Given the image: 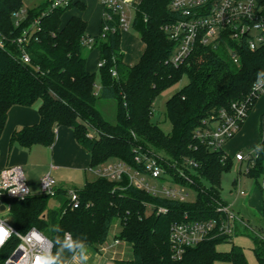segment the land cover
I'll use <instances>...</instances> for the list:
<instances>
[{"label": "trees", "instance_id": "1", "mask_svg": "<svg viewBox=\"0 0 264 264\" xmlns=\"http://www.w3.org/2000/svg\"><path fill=\"white\" fill-rule=\"evenodd\" d=\"M24 1L0 0V32L7 42L4 48L0 47V139L12 107H30L40 101V122L16 132L13 143L25 148L51 147L56 127H69L77 143L90 153V167L116 160L134 165L137 153L161 155L170 174L174 175L175 168H183L192 175L193 183L188 186L197 198L194 203H181L137 190L129 186L128 180L114 183L95 177L84 188L77 189L81 206L76 210L68 204L67 190L63 189L55 197L39 195L12 201L13 227L21 233L37 228L54 243V254L62 247L65 232L71 233L73 240L85 239L87 250L98 249L119 222L121 233L117 239L130 245L133 257L116 264H215L217 261L248 264L240 247L233 246L229 252L217 250L218 245L231 241L233 236L215 234L187 249L179 261L172 258L169 238L175 223L219 218L217 209L225 203L221 197V177L234 162L230 158L224 160L223 152H211L201 145L194 132L204 121H212L221 110L230 108L233 102L249 96L258 81L257 74L264 71V43L254 52L245 46L240 48L238 64L230 56H222L220 51H226L223 48L199 47L186 65L175 68L169 63L175 44L164 31V26L177 18L170 10L172 0H141L133 26L144 44V54L137 65L129 66L124 62L122 32L118 27L102 38V20L99 36L88 46L83 41L92 37L88 23L77 15L63 21L71 9L86 10L80 0L52 11L47 4L29 10L25 21L17 27L13 15L23 9ZM38 18L40 31L35 32L29 43L20 45L18 39L24 30ZM109 26H117V20L109 22ZM86 50L99 52L102 80L99 93L96 74L87 68ZM23 53L28 55V63L22 61ZM112 70L117 72V77L112 76ZM185 76L188 84L167 102L166 115L172 132L166 134L153 121L154 104ZM99 99L117 102L115 123L106 120L100 112ZM256 102L253 101L249 113ZM189 163L194 165L193 169ZM248 167L247 175L261 186L264 151L258 156L255 152ZM52 198L59 207L47 211ZM158 208L167 211L159 213ZM260 230L258 236L251 237L257 262L264 264V228Z\"/></svg>", "mask_w": 264, "mask_h": 264}, {"label": "built area", "instance_id": "2", "mask_svg": "<svg viewBox=\"0 0 264 264\" xmlns=\"http://www.w3.org/2000/svg\"><path fill=\"white\" fill-rule=\"evenodd\" d=\"M74 0H56L52 2L49 10L67 8ZM139 3L128 0H101L103 9V35L115 31L118 27L121 32L129 29V13L137 12ZM170 10L177 18L164 26L168 38L175 44L174 52L169 63L175 68L186 65L189 58L199 47L219 50L225 49L230 58L239 63V51L247 47L250 51H256L264 43V0H172ZM28 11L21 10L13 15L17 27L27 18ZM117 20V26L110 28L109 22ZM41 19H35L28 29H25L22 37L18 39L20 45L27 44L34 37L36 31H40ZM88 46L95 43L91 37L83 40ZM6 38L0 32V47L6 46ZM25 63L29 62L27 54L21 57ZM113 77H117L115 70L111 71ZM264 97V82H256L249 96L245 99L233 102L228 109L221 110L213 120H206L202 127L194 132V138L206 146L211 152H223V159H232L224 152L225 145L232 140L241 130L247 119L250 107L254 100ZM255 156V151L249 153L239 152L233 160L239 164H246V174L249 172V162ZM251 164V167H253ZM189 165L194 167L192 163ZM51 166V169H54ZM193 169V168H192ZM240 173L242 170H239ZM88 172L95 177L104 178L114 183L128 184L137 190L146 191L154 197H160L181 203L188 202V184L193 183V178L183 169L175 168L174 175L170 174L163 164L161 155L137 153L134 165L123 161H112L103 166L89 167ZM194 173V172H193ZM186 182V183H183ZM153 182V183H152ZM237 195L246 196L241 190L240 179L235 180ZM20 187V191L13 193ZM41 196L55 197L57 195V183L49 172L40 180ZM194 191V190H193ZM31 196L26 177L21 167H7L0 171V209L5 207L0 214L11 209L12 201H23ZM68 204L72 210L81 206L80 196L75 188L67 189ZM235 202H225L218 209V219L207 221H183L172 225L170 230V248L174 260H182L187 249L196 247L210 239L215 234L220 236H233L239 225H244V220L234 209ZM151 206H148L150 208ZM164 208H158L157 212H166ZM7 226L14 230L7 244L0 248V264H15L24 254L17 249L24 242V235L32 230L41 233L37 228H30L27 232H18L9 218L0 217ZM246 226V225H245ZM65 239V237H64ZM73 240V238L71 237ZM30 242V240H29ZM120 243L115 239L114 245ZM40 250L54 252V243L45 236L44 244L38 246ZM109 246L101 245L99 254L106 253Z\"/></svg>", "mask_w": 264, "mask_h": 264}, {"label": "rangeland", "instance_id": "3", "mask_svg": "<svg viewBox=\"0 0 264 264\" xmlns=\"http://www.w3.org/2000/svg\"><path fill=\"white\" fill-rule=\"evenodd\" d=\"M56 0H25L24 7L22 10H34L39 8L42 5L47 4L48 7L51 6L52 2ZM77 9H71L64 16V22L66 19ZM79 16L86 18L88 22V31L90 34L97 36L100 34V26L102 21V5L101 0H93L89 1L88 8L85 11H79ZM135 12L129 13V29L128 31L122 32V49L125 50L126 53L132 54L134 56H139L140 53L143 52V46L139 47L140 37L136 30L134 29V21H135ZM141 48V50H140ZM222 56L229 57V53L226 51H220ZM85 54L88 57V63L98 67V59L96 51H88L86 50ZM136 56V57H137ZM96 92L99 93L102 88V80L99 68L96 69ZM189 82L187 76L183 78V80L172 88L163 92L154 104V115L153 121L160 125L161 129L169 134L172 132V126L167 119V102L172 96L180 92ZM257 104L254 106L253 110L249 113L247 119L244 122V132L242 136L237 137V135L230 140L226 144V148H229V152L235 154L236 152L249 153L254 150L253 143L256 144V139H259V145L264 140V128L262 130L261 124L264 126V97H260L257 100ZM98 109L103 114L106 120L111 123L116 122V114H117V102L114 100H102L98 101ZM263 117V118H262ZM254 136V137H253ZM246 164H243L242 171H239L238 163L234 162L233 167L222 174L221 177V197L224 202H235L234 209L239 214V216L243 217L244 225H239L237 231L233 235L231 241L227 243H222L218 245L217 250L220 252H229L233 246L240 247L246 257L248 264H258L257 259L255 257L253 248L254 242L252 240V235L258 236V233L261 231L260 229L264 228V179L262 180L261 186H259L256 181L248 176L245 172ZM25 172L27 184L30 189L31 196H39L41 194L40 190V180L39 178L34 176H30L27 171ZM34 174V173H33ZM93 174H91L90 179H93ZM240 179L241 190L246 193V196H243L235 201L237 190L235 180ZM153 183V182H152ZM82 187V186H78ZM188 202L194 203L197 198V194L193 190H189ZM59 207V203L56 199L52 198L47 207L48 210H54ZM10 210L0 214V217L11 219ZM246 225V226H245ZM121 226L119 222H116L112 227L109 238L105 243L106 246H110L116 238L120 236ZM122 247L125 248V243H122ZM57 249L54 254L58 252ZM94 252L93 248L87 250V254ZM72 253L67 249H64L60 255L61 261L70 260ZM129 256V257H128ZM127 258H132L133 253L131 255H126ZM215 264H232L227 261H217Z\"/></svg>", "mask_w": 264, "mask_h": 264}, {"label": "crops", "instance_id": "4", "mask_svg": "<svg viewBox=\"0 0 264 264\" xmlns=\"http://www.w3.org/2000/svg\"><path fill=\"white\" fill-rule=\"evenodd\" d=\"M80 1L86 5V9H87L89 1L91 2L93 0H80ZM128 1L134 3L141 2V0H128ZM78 12L79 11L77 10L74 12V14L71 15L79 16ZM79 17L86 21V18H83L81 16ZM102 20H103V9H102ZM89 35H91L94 38L99 36V35L94 36L90 33ZM141 44L143 46V52L140 53L139 56H137L138 55L137 54L136 55L137 57L132 54L126 53L125 50L122 49V45H121V50L124 53V62L127 65L135 66L140 62L144 54V48H145L143 42L140 39L139 47L141 46ZM93 51H96L97 59H99V52L97 50H93ZM87 68L91 73L96 74L95 71L97 68H99V65L97 67L87 62ZM40 107H41V102L38 101L30 107L14 106L9 110L5 129L0 139V171L7 167H21L23 172L27 171V173L30 176L35 175V177L39 178V180H41V178L44 175L50 172L57 183L58 190L60 189L67 190L69 188H75V189L84 188L86 183L92 181L95 178V176H93V179H90L91 174L88 172V169L91 163V155L77 143L73 129L65 126H57L55 129V134H56L55 142L51 147L36 145L33 146L32 148H25L21 146L19 143L12 142V136L16 132L21 131L25 127L35 126L40 122V114H39ZM263 115L264 114H262L261 116ZM245 128L243 125L240 132L237 134V137H239V135L240 137L242 136ZM255 139H256L255 142L256 144L253 143L252 146L254 147V149L259 145V139L257 140L256 137ZM226 147H224V152L228 156H230L233 160L234 156L237 153H239V151L236 152L235 154H232L229 152V148ZM233 162L235 161L233 160ZM238 165H239V170H242L243 164L238 163ZM51 166H54L55 168L51 169ZM78 186H82V187H78ZM238 199H235V201ZM123 242L124 241H120L118 245H114L113 242L109 246L107 252L103 254H99L100 247L98 249H93L94 252L88 254L89 259L87 261V264H116L117 261L132 259L126 257L127 254L131 255L132 249L130 245L124 242L126 247L123 248L122 247Z\"/></svg>", "mask_w": 264, "mask_h": 264}, {"label": "clouds", "instance_id": "5", "mask_svg": "<svg viewBox=\"0 0 264 264\" xmlns=\"http://www.w3.org/2000/svg\"><path fill=\"white\" fill-rule=\"evenodd\" d=\"M257 77L258 83L264 82V71L258 73ZM254 151L258 156L260 152L264 151V145H260V147L258 149L255 148ZM19 191L20 187L14 190L13 193ZM57 228L59 227L57 226ZM13 234L21 236L20 234L14 233V230L7 226L3 221H0V248H3L7 244ZM44 240V234L35 232L34 230L29 234L24 235V242L17 247V249L22 250L24 254L15 262V264H87L89 257L87 254V243L85 239L77 237L76 240H72L71 233L65 232V239L62 247L56 254H53L51 251H43L39 249L38 246L43 245ZM64 249H67L72 253L70 260H60V255ZM5 264H9V262L6 261Z\"/></svg>", "mask_w": 264, "mask_h": 264}, {"label": "water", "instance_id": "6", "mask_svg": "<svg viewBox=\"0 0 264 264\" xmlns=\"http://www.w3.org/2000/svg\"><path fill=\"white\" fill-rule=\"evenodd\" d=\"M51 97H53L54 99H56L55 96H54L53 94H51ZM0 210H1V211H4V210H5V207L2 206Z\"/></svg>", "mask_w": 264, "mask_h": 264}]
</instances>
